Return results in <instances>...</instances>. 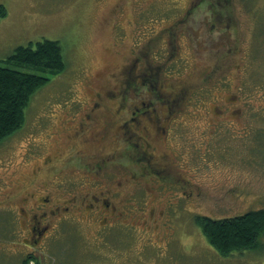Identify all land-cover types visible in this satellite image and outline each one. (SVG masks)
Segmentation results:
<instances>
[{
	"label": "rangeland",
	"instance_id": "1",
	"mask_svg": "<svg viewBox=\"0 0 264 264\" xmlns=\"http://www.w3.org/2000/svg\"><path fill=\"white\" fill-rule=\"evenodd\" d=\"M115 1L0 0V13L6 10L5 15H0V64L6 65L4 59L17 46L31 42L35 45L44 38L58 40L66 60L64 71L46 73L50 79L26 107L23 127L0 143L3 190L12 191L17 186L25 190L28 186L24 183L42 164L40 161L49 154H58L61 146L53 142V135L62 136L63 127L56 117L60 113L64 116L69 111L77 112L76 108H70V101L92 94L85 85H89L88 79L106 90L113 88L126 76L132 59L137 56L133 51L146 50L144 39L149 35L145 32L150 26L157 23L158 27H165L171 20L182 17L187 8L191 12L175 31L177 61L169 63L160 74L164 89L185 87L181 94L180 87L176 90L182 102L174 110L186 117L191 112L206 111L208 104L213 108L212 99L204 106L200 101L217 94V90L220 93L228 90L225 95L233 96L232 108L237 109L228 114L231 121L216 128L200 114L175 129L172 126L169 142L179 156L177 161L184 163L181 170L190 172L186 176L191 178L181 188L177 187L175 178L164 181L161 187L155 185L150 175L143 187L135 183L127 185L123 180L126 174L121 171L124 167L114 164L90 186H85L88 181L73 184L75 190L81 188L94 193L114 186L122 192L127 189L130 203L154 206L157 213L165 210L174 193L181 198L192 192L187 197L189 201L182 200L179 205L173 197L170 221L160 214L155 226V222L150 223L157 242L152 239L143 242L135 237L132 244L122 243L120 249L129 248L128 251L117 252L108 259L97 249L91 236L93 227L81 225L84 221L78 218L77 210L76 215L58 222L66 231L48 241L47 249L38 250V254L48 264H264V231L258 237L257 247L234 250L224 256L210 243L197 220V216L223 218L264 208V0H146L140 13L141 24L132 17L134 4L121 0L125 3L118 12V8L114 11ZM100 12V23L96 24L93 19ZM167 50L162 51V57L169 56ZM20 68L40 72L32 66ZM131 93L130 100L134 101L145 96L147 88H132ZM164 110L169 108L165 106ZM125 140L124 134L113 133L100 145L86 146L84 154L88 156L87 152L98 148L124 152ZM123 162L131 163L128 158ZM72 167L79 173L65 179L77 178L86 171L84 161ZM64 168L68 167L59 159L48 169V182ZM47 176L42 177L47 179ZM36 183L35 178L31 185ZM91 200L89 197L85 203ZM11 254L15 259L17 253Z\"/></svg>",
	"mask_w": 264,
	"mask_h": 264
},
{
	"label": "flooded vegetation",
	"instance_id": "2",
	"mask_svg": "<svg viewBox=\"0 0 264 264\" xmlns=\"http://www.w3.org/2000/svg\"><path fill=\"white\" fill-rule=\"evenodd\" d=\"M129 2L134 4L135 15L132 14L134 22L141 24L143 20L140 13L146 0ZM124 3L125 1L116 0L114 11L117 8L118 12L122 11ZM190 12V8H187L182 17L171 20L162 28L153 23L150 30L145 32L149 35L144 39L146 50L141 53L133 51L137 56L132 59L126 76L121 77L113 88L106 90L104 86H95L92 79L87 80L89 85H85L90 87L92 94L70 101V108H76L77 112L71 111L70 114L69 111L64 116L60 113V116L56 117L61 120L63 135L54 134L57 136L53 135V142L61 148L57 155L49 154L42 159L40 161L42 164L33 170L30 179L29 177L28 180L24 179L27 180L24 186L28 188L24 190L17 186L12 191H6L3 190L0 180V195L3 196L0 201V264H48L44 256L37 251L47 249L48 241L55 239L58 233L66 231L64 225L62 223L59 225L58 222L73 214L76 215L77 210L78 218L84 221L81 225L89 224L93 227L94 233H91V236L98 246L97 249L110 259L117 252L122 254L128 251L129 248L120 247L122 243L128 244L131 241L132 244L135 237L143 242L151 239L152 242H157L154 239L155 232H151L150 223L153 224L156 218L159 219L157 215L160 214L167 222L170 221L168 214L173 197L178 199L177 205L181 204L182 200L185 203L189 201L187 197H190L192 192L184 194L181 198L174 193L165 205V210H159L157 213L154 206L140 207L130 203L131 197L127 189L126 192H122L118 186L100 189L95 193L81 188L75 190L72 186L77 181H88L85 186L92 185L101 172H106L110 164L124 167L121 171L126 174L123 180L127 185L135 183L143 187L148 175L152 177L154 184L160 187L164 181L172 178H175L178 188L190 182L191 178L186 176V173L188 175L190 172L186 169L184 172L181 170L185 168L181 166L184 163L177 161L179 156L174 145L169 142L172 126L175 125V129L188 119H197L200 114L213 126L212 128H216L231 121L232 118H229L228 114L237 109L232 108L233 96L225 95L228 90L223 93L217 90V94L206 96L207 98L200 101L204 106L208 99H212L213 108L208 104L209 108L206 111L191 112L186 114V117L184 115L181 117V114L174 110L182 102V96L176 92L180 86L164 89V81L160 80V74L168 68L169 63L177 61L179 49L174 42L177 38L175 31L182 26ZM100 16L101 12L95 15L93 21L96 24L100 23ZM166 48L169 56L164 58L162 51ZM151 53H154L152 62L149 59ZM140 86L147 88V94L131 101V89L137 90ZM184 89V86L180 87V94ZM165 106L169 108L168 111L164 110ZM113 133L126 136L124 152L116 148L106 151L98 148L97 151L87 152L88 156L84 154L86 146L92 143L100 145ZM65 147L66 150L62 149ZM85 157L88 159L85 160ZM125 158L129 159V163L131 161L130 165H124ZM59 159L63 166L68 168L59 170L48 182L50 178L47 176L48 169L56 165ZM83 161L86 171L77 178L65 179L70 175L76 176L79 172L72 166L77 167V164ZM44 174L47 179L42 177ZM35 178L38 183L31 185ZM89 197L93 200L85 203ZM161 244L159 243V246ZM13 252L17 253L14 254L17 261L12 257Z\"/></svg>",
	"mask_w": 264,
	"mask_h": 264
},
{
	"label": "trees",
	"instance_id": "3",
	"mask_svg": "<svg viewBox=\"0 0 264 264\" xmlns=\"http://www.w3.org/2000/svg\"><path fill=\"white\" fill-rule=\"evenodd\" d=\"M5 14L6 10L2 9L0 15ZM4 61L6 65L0 64V143L23 127L26 107L50 79L46 73L54 74L66 68L61 43L45 38L35 45L31 42L17 46ZM28 66L40 72L20 68ZM197 220L210 243L227 256L234 250L258 246V237L264 231V208L223 218L197 216Z\"/></svg>",
	"mask_w": 264,
	"mask_h": 264
}]
</instances>
